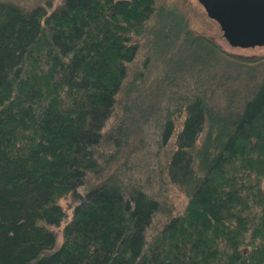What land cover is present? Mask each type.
Instances as JSON below:
<instances>
[{"label": "trees", "instance_id": "1", "mask_svg": "<svg viewBox=\"0 0 264 264\" xmlns=\"http://www.w3.org/2000/svg\"><path fill=\"white\" fill-rule=\"evenodd\" d=\"M158 1L0 2V264H264V57ZM151 127L188 199L160 229L133 167Z\"/></svg>", "mask_w": 264, "mask_h": 264}, {"label": "rangeland", "instance_id": "2", "mask_svg": "<svg viewBox=\"0 0 264 264\" xmlns=\"http://www.w3.org/2000/svg\"><path fill=\"white\" fill-rule=\"evenodd\" d=\"M10 2L19 6H23L26 8H33L36 6H41L46 2H50L54 7L57 5L60 0H0V2ZM167 6L176 9L179 13L183 15L186 19L188 30L195 36H203L206 37L209 41L215 44L220 50L226 52L227 54L242 57V58H250L255 59L258 57H264V47H255V48H233L230 47L229 44L222 36V32L220 31L219 25L212 19H210L204 10V8L199 4L197 0H159L158 6ZM191 90V89H190ZM200 90V89H199ZM200 93L199 91L197 92ZM206 102H223L222 92H217L214 94V97L211 99L206 94ZM241 99V97H239ZM240 99L234 100V102H239ZM146 135V146L142 149V151L135 157V163L133 167L137 169V175L140 182L148 180L146 178V174L150 177L149 185L153 189L154 192L160 194L161 198L166 200V204H163V212H168L156 217L154 225L156 228H159L170 219L177 214L183 212L184 207L187 204V197L179 191L176 187L171 186L166 181L162 182V178L160 176V168L163 169L166 156H160V162L155 157V153L157 150V132L153 129V127L145 130ZM174 138L169 143L165 154L169 153L171 150V144H173ZM170 149V150H169ZM163 152V151H161ZM169 155V154H168ZM162 175V174H161ZM105 176V175H104ZM98 177L90 176L88 181L86 182L85 187H76L74 193H72L67 199L61 200L60 205L64 207L67 216L70 217L71 211L73 207L78 203L80 196L82 197L86 191L91 186H95L100 182ZM264 186V180H263ZM169 215V216H167ZM60 239L58 240V243ZM58 246V244H57Z\"/></svg>", "mask_w": 264, "mask_h": 264}, {"label": "water", "instance_id": "3", "mask_svg": "<svg viewBox=\"0 0 264 264\" xmlns=\"http://www.w3.org/2000/svg\"><path fill=\"white\" fill-rule=\"evenodd\" d=\"M197 1L219 25L230 47H264V0Z\"/></svg>", "mask_w": 264, "mask_h": 264}]
</instances>
